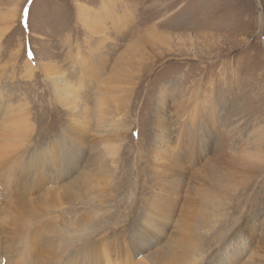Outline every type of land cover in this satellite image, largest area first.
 Segmentation results:
<instances>
[{
	"label": "rangeland",
	"instance_id": "1",
	"mask_svg": "<svg viewBox=\"0 0 264 264\" xmlns=\"http://www.w3.org/2000/svg\"><path fill=\"white\" fill-rule=\"evenodd\" d=\"M66 79L87 103L80 133L64 132ZM103 86L118 105L99 122ZM21 114L25 140L8 147ZM79 140L70 163L39 158ZM107 148L101 181L65 197ZM221 152L237 180L215 216L218 199L200 198ZM262 238L264 0H0V264H176L182 248L185 264H264Z\"/></svg>",
	"mask_w": 264,
	"mask_h": 264
},
{
	"label": "bare ground",
	"instance_id": "2",
	"mask_svg": "<svg viewBox=\"0 0 264 264\" xmlns=\"http://www.w3.org/2000/svg\"><path fill=\"white\" fill-rule=\"evenodd\" d=\"M86 24L88 27L91 26V24H89V23H86ZM90 30H92V29H90ZM103 40L104 39H101V41H103ZM43 69L48 71V66L45 65ZM63 79H65V78H63ZM61 84H62V87H65V88L59 87V88L63 89L62 92L60 91L61 92L60 93V103H61V105L66 107L68 112L70 113V115H69L70 118H68V120H70V122L68 123L69 125L66 126L64 132L65 133H68V132L69 133L70 132L80 133L81 131H83V128H85L87 126L86 123L90 121L88 118V114H84V113H87L86 112L87 111V103H86V101L81 100V105H82L81 107L84 106L85 108L83 107V108H80V110H79L77 107L78 106L77 105L78 104L77 98L79 97L81 91L78 89L77 90L71 89V87L67 83V79H66V81L62 82ZM61 84H59V85H61ZM96 90L97 91H96V97H95L96 100L95 101L97 103V109H98L99 114H100V116H99V122H100L105 118L106 115L109 114V112L112 110L114 105H118V99L114 96V90L112 88H108L106 86H103V87H98ZM76 108L83 114L82 116H80L81 113H79V111H77ZM24 120H25V115H23V114L12 119L13 130H14L13 132H15V134H13L11 137L8 138V141H7L8 147L19 148L20 146H22V143L25 140V138L23 137L22 134H17V132H19L21 124L23 123ZM120 121H121V119H120ZM118 127H121V129L118 131V133H116V136L122 137L123 133H125L126 130H125L124 126L120 124L119 121L118 122L116 121V129ZM75 133H71V134H75ZM163 137H165V136H162L161 138H163ZM67 138H68V134H67ZM224 138H225V139H223V140H225L224 144L225 143H228V144L231 143L229 141L230 138H229L228 134L224 135ZM77 139H79V138H77ZM2 142H3L2 144L4 145L5 139H3ZM75 144H78L77 147L74 146ZM151 145H152L151 151L156 152L158 150V146L156 145V143H154V140H152ZM166 145L170 146V144H166ZM53 146H56L55 150L53 149ZM53 146L49 149L41 148L39 158L41 161L45 160L46 163L48 162V160L53 158V161L55 163H57L56 165H54V167H58L60 164L70 163L71 161H73L72 158L69 157V155L72 154L71 153L72 151L77 150L76 148H79L81 146V141L79 140L78 143H74L73 145H72V143H69V144L63 145V146L58 145V144L53 145ZM223 151H225V149H223ZM169 152H170L169 157H176V159L173 160V162L181 159L179 152H176L174 150V148H170ZM225 153L226 152H221V157L219 158V160L217 162L218 170H217L216 174L214 172H211L210 175H207L208 178H206V183H208L209 187H208V189H206V192L203 193L201 198H200V199H218L212 205L215 216H219L221 214V213L218 214L217 211L215 210L218 207V203L220 202L219 200H222L224 202V200L227 199L226 198L227 192H225V189L226 190L229 189L230 184L233 185V182H236V180H237V179L234 180V177L229 175L230 173L225 171V166H224L223 160H226V161L229 160L228 163H233L230 160L231 157H228V155L225 156ZM65 156H67L68 159L64 160L63 158ZM92 156L93 157L89 158V160H88L89 162L87 163V165H85V167L82 170H79L77 180L75 179L74 182L70 183V185L68 187V193L65 194L66 195L65 197L71 198L70 200L80 198L83 194V191L86 190L90 185L101 181L99 178L102 175H105L108 171V162H111L112 164L115 163L114 158L117 156V152L112 150V149L107 148L106 150H104L102 152H98V151L94 152ZM158 160L159 159H155V161H158ZM161 161L159 163H156V164H151V168L152 169L158 168L161 164ZM33 163H35V160H34V162H30V164H33ZM167 165H170V164L167 163ZM231 165H233V164H231ZM170 167H172V166H170ZM152 169H151V171H152ZM173 175L176 178H178L174 174V172H173ZM239 176L242 177V174H240ZM156 178H160V176L157 175ZM203 179H205V178H203ZM63 203H64L63 200H60V204L64 205ZM92 210L93 209H91L90 212H92V214H93L94 212ZM90 212H89V214H91ZM211 218H214V217L209 216L207 218V220L210 221ZM145 219H146V217L141 218V223H144ZM224 219H226V217ZM224 219H223V222H226V220H224ZM92 220H94V219H92ZM96 220H97V218H96ZM88 221H89L88 218H82L79 221V226L87 224ZM75 230H76V228H75ZM63 232L68 234V235H73V232H68V231H63ZM93 234H95V232L93 233L92 230H89V232H87L85 234V236H83L81 238L83 239V241H85L87 239L88 235L92 236ZM262 239L264 240V238H262ZM71 242L72 241H71L70 237L66 238L63 247L60 249V253H67V255H69L68 250L70 249ZM229 245H231V244H229ZM93 255H95V250L92 247H88L84 250V255H83L84 257H86L88 259H94L92 257ZM189 257H190V255H189L188 251L186 249L182 248L177 252V254L175 256V263L176 264H185L188 261ZM70 262H71V260L68 262V264ZM24 264H30V262L27 259H25ZM247 264H249V262Z\"/></svg>",
	"mask_w": 264,
	"mask_h": 264
}]
</instances>
